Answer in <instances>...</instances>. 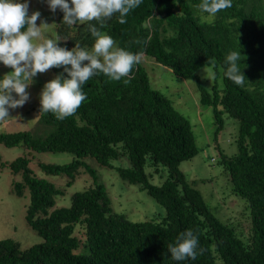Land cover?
Wrapping results in <instances>:
<instances>
[{"label":"trees","instance_id":"16d2710c","mask_svg":"<svg viewBox=\"0 0 264 264\" xmlns=\"http://www.w3.org/2000/svg\"><path fill=\"white\" fill-rule=\"evenodd\" d=\"M200 3L142 0L125 18L127 23L120 24L114 14L101 30L118 47L143 51V58L150 55L176 76L196 80L200 102L213 107L219 126L224 114L238 119V150L233 155L222 153L218 160L229 173L231 191L246 201L249 223L240 231L245 233L240 234L231 219L217 215L195 186L196 180H189L181 169L183 161L200 151L191 120L168 95L151 86L141 61L127 85L125 78L91 77L82 88L87 99L64 120L40 112L38 104L44 134L0 131V144L72 152L74 159L67 164L38 162L46 173L66 174L68 184L81 167L88 166L87 156L109 167L127 157L129 166H115L122 178L145 189L165 213L131 220L112 209L99 182L74 192L70 206L56 207L64 189L35 174L27 155L10 162L0 155L3 166L21 175L12 191L18 196L29 191L26 220L43 237L29 247L12 238L0 239V264H264V0H232L231 8L215 16L201 12L196 7ZM59 11V46L71 50L79 43L90 48L94 38L85 31L87 25L69 26ZM232 51L241 53L243 86L224 76V60ZM204 66L214 68L209 86L199 74ZM53 69L68 78L63 67ZM161 168L167 169V177L152 183L153 172ZM188 229L199 239L198 255L195 260L176 261L167 246Z\"/></svg>","mask_w":264,"mask_h":264},{"label":"rangeland","instance_id":"374dc122","mask_svg":"<svg viewBox=\"0 0 264 264\" xmlns=\"http://www.w3.org/2000/svg\"><path fill=\"white\" fill-rule=\"evenodd\" d=\"M20 2L23 3L25 0ZM68 2L71 4V0ZM28 3L29 14L33 11L41 13L37 25L39 26L41 21L49 24L42 28L41 41L35 42H42V39L46 38L55 39L61 22L59 8L53 13L46 0H28ZM116 46L118 47L117 42ZM142 63L148 71L151 86L168 95L174 106L191 120L200 151L193 158L183 161L181 169L189 180H196L195 186L201 190L212 210L223 220L231 219L232 224L236 225L239 233L243 235L245 232L240 231L242 228L246 229L249 223L246 201L231 191L229 173L218 160L222 153L233 155L238 150L237 137L240 127L238 119L224 114V124L219 126L213 107L200 102L196 80L176 76L170 68L157 62L150 55L145 56ZM11 71V68L0 63V79ZM213 71L212 66H204L199 71L206 86L214 80ZM44 84L43 74L38 73L27 89L29 100L23 107L9 109V118L0 121L1 132L31 131L34 135L44 134V128L39 121L40 114L37 109H32V105L40 104V93ZM0 155L5 162L27 155L35 174L64 189V195L56 199V207L70 206L74 192L85 190L99 182L110 196L112 209L126 214L131 220H146L165 213L164 207L145 189L122 178L115 166H129L127 157L114 160L115 166L109 167L100 164L94 157L87 156L84 160L88 166L81 167L72 183L68 184L69 177L66 174L46 173L38 166V162L67 164L74 159L75 155L72 152H41L22 145L9 147L0 144ZM146 171L152 170L147 166ZM166 177L167 169L161 168L159 172H153L150 180L154 184H160ZM15 180H21V175L15 176L8 166H3L0 162V239L12 238L19 241L22 247H29L42 242L43 237L26 220L29 191L26 190L23 196L14 193L12 189Z\"/></svg>","mask_w":264,"mask_h":264},{"label":"clouds","instance_id":"9594fccd","mask_svg":"<svg viewBox=\"0 0 264 264\" xmlns=\"http://www.w3.org/2000/svg\"><path fill=\"white\" fill-rule=\"evenodd\" d=\"M46 2L53 13L58 8L63 12V23L69 26L86 24L85 31L90 33L94 42L90 50L79 43L71 50L59 46V34L55 39L35 42L41 41L42 28L49 25L44 21L37 25L41 13L33 11L29 14L28 0L23 3L20 0H0V63L12 69L0 79V121L9 118V109L23 107L29 100L27 89L38 73H46L54 67H63L67 73L68 78L58 74L46 82L40 93V112H51L57 120H64L74 115L87 99L82 88L91 77L103 74L109 81L125 78L123 83L127 85L134 67L143 59V51L132 53L117 47L114 39L101 30L114 14H118L120 24L127 23L125 18L140 6L142 0H71V4L68 0ZM196 7L215 16L221 10L231 8L232 0H201ZM147 42L136 41L145 45ZM240 58L241 53L236 51L226 55L224 76L235 85L243 86L246 77L240 67ZM198 247V237L188 229L181 232L175 244H169L167 250L176 261L195 260ZM199 251L202 253L203 249Z\"/></svg>","mask_w":264,"mask_h":264},{"label":"crops","instance_id":"0c3cea01","mask_svg":"<svg viewBox=\"0 0 264 264\" xmlns=\"http://www.w3.org/2000/svg\"><path fill=\"white\" fill-rule=\"evenodd\" d=\"M55 76H56V72H55V70L52 68V69H50L48 72L43 73V81H45V83H46V82L50 81L51 79H53ZM35 107H36V106H33V105H32V109H33V110H35Z\"/></svg>","mask_w":264,"mask_h":264}]
</instances>
